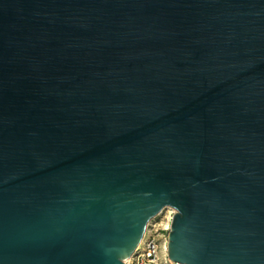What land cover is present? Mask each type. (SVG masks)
Returning a JSON list of instances; mask_svg holds the SVG:
<instances>
[{
	"label": "water",
	"instance_id": "obj_1",
	"mask_svg": "<svg viewBox=\"0 0 264 264\" xmlns=\"http://www.w3.org/2000/svg\"><path fill=\"white\" fill-rule=\"evenodd\" d=\"M175 210L180 264H264V0H0V264H126Z\"/></svg>",
	"mask_w": 264,
	"mask_h": 264
},
{
	"label": "built area",
	"instance_id": "obj_2",
	"mask_svg": "<svg viewBox=\"0 0 264 264\" xmlns=\"http://www.w3.org/2000/svg\"><path fill=\"white\" fill-rule=\"evenodd\" d=\"M172 209V208H171ZM168 227L162 228V231L169 233L175 215V210L168 211ZM160 228L152 225V228L146 230L144 235L145 241L137 248L133 256L126 264H180L170 259L168 253V237L159 234ZM143 238V240H144Z\"/></svg>",
	"mask_w": 264,
	"mask_h": 264
},
{
	"label": "rangeland",
	"instance_id": "obj_3",
	"mask_svg": "<svg viewBox=\"0 0 264 264\" xmlns=\"http://www.w3.org/2000/svg\"><path fill=\"white\" fill-rule=\"evenodd\" d=\"M168 211H171V210H163L157 217L152 219L151 222L149 223L148 227H147V230L152 228V225H156L157 224V227L160 228L159 229V231H160L159 234H163L164 236L168 237V234L165 233L164 231H162V228L168 227V220H167V218H168L167 216L169 214Z\"/></svg>",
	"mask_w": 264,
	"mask_h": 264
},
{
	"label": "bare ground",
	"instance_id": "obj_4",
	"mask_svg": "<svg viewBox=\"0 0 264 264\" xmlns=\"http://www.w3.org/2000/svg\"><path fill=\"white\" fill-rule=\"evenodd\" d=\"M164 210H171V211H172V209L169 208V207H168V208H165ZM166 228H167V227H166ZM144 241H145V238H144V240L142 241V243H143ZM141 245H142V244H141ZM141 245H140V246H141Z\"/></svg>",
	"mask_w": 264,
	"mask_h": 264
}]
</instances>
